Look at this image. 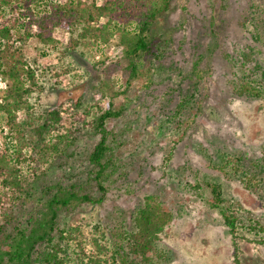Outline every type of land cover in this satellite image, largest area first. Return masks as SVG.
<instances>
[{
	"label": "rangeland",
	"instance_id": "rangeland-1",
	"mask_svg": "<svg viewBox=\"0 0 264 264\" xmlns=\"http://www.w3.org/2000/svg\"><path fill=\"white\" fill-rule=\"evenodd\" d=\"M22 29L17 37L23 36ZM153 34L164 45L152 65L154 83L145 88L135 81L125 84L115 40L101 53L86 48L82 54L66 53L70 33L59 25L51 29L53 46L34 37L21 46V54L38 70V111L61 109L65 121L80 130L71 165L51 168L56 177L85 178L87 156L98 139L82 123L94 113L86 107L96 102L105 107L110 101L121 112L105 122L119 139L114 148L118 179L101 204L60 210L58 227L81 223L88 229L123 218L129 224L144 195L154 193L172 217L156 243L165 254L160 264H264V244L243 228L233 237L220 211L210 206L207 188L208 182L220 186L224 206L235 210L240 222L253 218L264 223V198L217 168L226 154H241L250 166L264 170V92L259 98L235 92L248 78L264 83V0H172L155 21ZM179 102L185 109L175 114ZM67 109L76 111V118ZM18 118L25 122L23 112ZM1 131L2 149L8 140L14 146L17 139H5L8 131ZM25 131L31 138L30 128ZM22 151L31 149L23 146ZM33 185L29 204L41 199L39 183Z\"/></svg>",
	"mask_w": 264,
	"mask_h": 264
},
{
	"label": "trees",
	"instance_id": "trees-1",
	"mask_svg": "<svg viewBox=\"0 0 264 264\" xmlns=\"http://www.w3.org/2000/svg\"><path fill=\"white\" fill-rule=\"evenodd\" d=\"M171 3L172 0H0V74L7 80L0 112L8 129L5 139H17L14 146L9 140L3 142V149L0 141V264H160L165 259L156 243L172 217L154 193L144 195L143 205L135 210L129 224L123 218L114 223H94L88 229L81 223L58 227L60 210L80 203L101 204L118 179L119 163L114 153L118 138L105 122L121 112L113 110L110 101L105 107L97 102L86 107L94 113L82 123L90 125L98 139L88 153L85 178L56 177L51 168L71 165L80 130L65 121L61 109L38 111V70L20 49L31 37L53 46L56 40L51 29L59 25L70 33L66 53L82 54L81 48L101 53L112 39L124 61L125 84L135 81L145 88L154 83L152 65L162 56L164 45L154 36L153 26ZM102 18L105 20L100 21ZM20 28L23 36L17 37ZM261 84L264 85L248 78L235 92L259 98L264 92ZM184 104L177 103L174 113H181ZM19 112L25 115L24 123L19 121ZM68 112L67 109L65 113ZM69 113L76 118V111ZM25 127L30 128L31 138ZM23 146H29L31 152L25 154ZM221 159L218 171L237 177L247 190L264 198L261 167L250 166L241 154H226ZM35 182L39 183L41 199L29 204ZM207 188L210 206L220 211L233 237H238L243 228L264 244V223L253 218L240 222L235 210L224 206L220 186L208 182ZM92 191L99 195L93 197ZM24 211L27 216L18 220Z\"/></svg>",
	"mask_w": 264,
	"mask_h": 264
},
{
	"label": "built area",
	"instance_id": "built-area-1",
	"mask_svg": "<svg viewBox=\"0 0 264 264\" xmlns=\"http://www.w3.org/2000/svg\"><path fill=\"white\" fill-rule=\"evenodd\" d=\"M6 89H7V80L3 77L2 74H0V103L3 102V95ZM2 129L3 132L7 133L6 125H2V128H0V130Z\"/></svg>",
	"mask_w": 264,
	"mask_h": 264
}]
</instances>
